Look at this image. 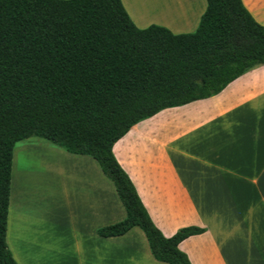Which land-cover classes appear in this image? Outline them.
<instances>
[{
    "label": "trees",
    "instance_id": "1",
    "mask_svg": "<svg viewBox=\"0 0 264 264\" xmlns=\"http://www.w3.org/2000/svg\"><path fill=\"white\" fill-rule=\"evenodd\" d=\"M257 64L264 26L241 0H205L186 33L139 28L120 0H0V264H17L5 242L12 149L31 136L92 157L112 183L125 214L98 236L137 227L155 260L190 264L177 245L204 229L164 236L112 145L138 121L214 95Z\"/></svg>",
    "mask_w": 264,
    "mask_h": 264
},
{
    "label": "crops",
    "instance_id": "2",
    "mask_svg": "<svg viewBox=\"0 0 264 264\" xmlns=\"http://www.w3.org/2000/svg\"><path fill=\"white\" fill-rule=\"evenodd\" d=\"M120 2L135 26L157 24L172 33L193 31L205 9V0ZM241 2L264 26V0ZM57 148L64 165L53 212L44 220L36 210L45 189L28 196L25 186L10 189L9 182L5 237L20 236L29 247L24 252L38 253L37 264L69 258L78 264H167L152 257L137 227L96 234L122 219L124 209L92 157ZM112 153L164 236L186 225L204 229L177 245L190 264H264V64L214 95L138 121L113 143ZM7 248L17 259L13 244Z\"/></svg>",
    "mask_w": 264,
    "mask_h": 264
},
{
    "label": "rangeland",
    "instance_id": "3",
    "mask_svg": "<svg viewBox=\"0 0 264 264\" xmlns=\"http://www.w3.org/2000/svg\"><path fill=\"white\" fill-rule=\"evenodd\" d=\"M56 148L42 138L31 136L17 141L12 149L10 189L13 185L16 188L25 186L24 191L28 196L29 194L38 196L39 192L45 189L43 200L36 206L38 214L44 220H46L49 210L53 212L55 204L53 200L61 196L60 193H62L59 178H61L60 170L64 163L60 162V159H63L64 156L56 153ZM87 158L91 160L90 157ZM40 167H44V170L39 169ZM24 180L25 182H23ZM47 229L50 228L47 227ZM140 234L142 233L140 232ZM5 242L7 246L8 243L13 244L17 259L13 258L17 264H37L38 253L24 252V249H29V247L23 246L24 241L20 236L10 235L5 237ZM65 264H78V262L69 258Z\"/></svg>",
    "mask_w": 264,
    "mask_h": 264
}]
</instances>
